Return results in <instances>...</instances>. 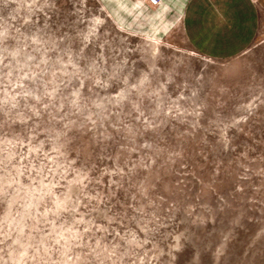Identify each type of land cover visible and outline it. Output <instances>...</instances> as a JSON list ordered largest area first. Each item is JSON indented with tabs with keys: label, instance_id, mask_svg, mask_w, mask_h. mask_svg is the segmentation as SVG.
Returning a JSON list of instances; mask_svg holds the SVG:
<instances>
[{
	"label": "rangeland",
	"instance_id": "rangeland-1",
	"mask_svg": "<svg viewBox=\"0 0 264 264\" xmlns=\"http://www.w3.org/2000/svg\"><path fill=\"white\" fill-rule=\"evenodd\" d=\"M256 1L229 56L166 0H0V264H264Z\"/></svg>",
	"mask_w": 264,
	"mask_h": 264
},
{
	"label": "crops",
	"instance_id": "crops-1",
	"mask_svg": "<svg viewBox=\"0 0 264 264\" xmlns=\"http://www.w3.org/2000/svg\"><path fill=\"white\" fill-rule=\"evenodd\" d=\"M166 1L177 8L184 34L200 53L232 56L250 46L258 20L256 0Z\"/></svg>",
	"mask_w": 264,
	"mask_h": 264
},
{
	"label": "built area",
	"instance_id": "built-area-1",
	"mask_svg": "<svg viewBox=\"0 0 264 264\" xmlns=\"http://www.w3.org/2000/svg\"><path fill=\"white\" fill-rule=\"evenodd\" d=\"M153 4H157L160 5L162 3H164L165 0H150Z\"/></svg>",
	"mask_w": 264,
	"mask_h": 264
},
{
	"label": "bare ground",
	"instance_id": "bare-ground-1",
	"mask_svg": "<svg viewBox=\"0 0 264 264\" xmlns=\"http://www.w3.org/2000/svg\"><path fill=\"white\" fill-rule=\"evenodd\" d=\"M164 2H165V1H164ZM191 8H192V7H191ZM153 39H154L155 41H158V39H157L156 37H154ZM158 43H159V42H158ZM158 43H157V44H158Z\"/></svg>",
	"mask_w": 264,
	"mask_h": 264
}]
</instances>
